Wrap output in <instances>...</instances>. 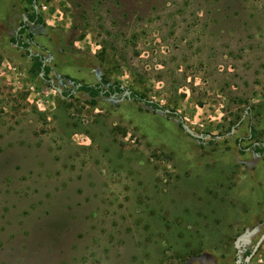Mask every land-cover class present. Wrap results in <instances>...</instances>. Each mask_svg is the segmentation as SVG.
Returning <instances> with one entry per match:
<instances>
[{
	"label": "rangeland",
	"instance_id": "rangeland-1",
	"mask_svg": "<svg viewBox=\"0 0 264 264\" xmlns=\"http://www.w3.org/2000/svg\"><path fill=\"white\" fill-rule=\"evenodd\" d=\"M263 233L264 0H0V264H264Z\"/></svg>",
	"mask_w": 264,
	"mask_h": 264
},
{
	"label": "trees",
	"instance_id": "trees-1",
	"mask_svg": "<svg viewBox=\"0 0 264 264\" xmlns=\"http://www.w3.org/2000/svg\"><path fill=\"white\" fill-rule=\"evenodd\" d=\"M28 6H33L35 5V0H23ZM35 18H38V15L33 11L30 14L26 15V19L28 22H33L35 21ZM26 24L25 22L21 23V28L20 30L17 32V36L12 38V42L13 43H17L20 47H23L25 49H28V44L22 43V42H18L19 37H21L25 31H26ZM29 39H31V36H27ZM32 59V66L30 68L31 73L33 74H42V77L49 81V67L44 65L43 63V59L41 56H36V55H32L31 56ZM102 83H106L105 80H102ZM76 90L79 92H82L84 94H86L87 96H89L91 98L92 101H95V98L98 95H105V96H112V95H117L123 92V88L120 84L114 83L111 85H107L106 88H104L101 84H95V85H90V84H82L79 83L78 81H74ZM131 100L136 101V102H141L144 99L139 96L137 93L129 90V96H128ZM261 153L262 151L259 150ZM250 251L247 252L246 255H249Z\"/></svg>",
	"mask_w": 264,
	"mask_h": 264
},
{
	"label": "water",
	"instance_id": "water-1",
	"mask_svg": "<svg viewBox=\"0 0 264 264\" xmlns=\"http://www.w3.org/2000/svg\"><path fill=\"white\" fill-rule=\"evenodd\" d=\"M183 127H184L185 129H187V127H186L185 125H183ZM263 239H264V233L260 236V238H259L258 241L256 242L254 248L252 249L251 254L248 256V259H246V260H249V259L252 257V255L255 253L256 249L258 248V246L260 245V243L262 242Z\"/></svg>",
	"mask_w": 264,
	"mask_h": 264
}]
</instances>
